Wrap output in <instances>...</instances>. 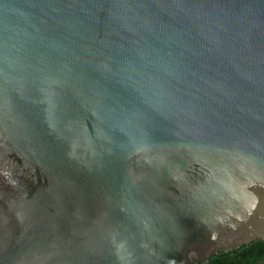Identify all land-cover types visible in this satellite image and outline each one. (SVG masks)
<instances>
[{"label": "water", "instance_id": "95a60500", "mask_svg": "<svg viewBox=\"0 0 264 264\" xmlns=\"http://www.w3.org/2000/svg\"><path fill=\"white\" fill-rule=\"evenodd\" d=\"M260 241L264 0H0V264Z\"/></svg>", "mask_w": 264, "mask_h": 264}, {"label": "trees", "instance_id": "16d2710c", "mask_svg": "<svg viewBox=\"0 0 264 264\" xmlns=\"http://www.w3.org/2000/svg\"><path fill=\"white\" fill-rule=\"evenodd\" d=\"M212 264H264V241L257 242Z\"/></svg>", "mask_w": 264, "mask_h": 264}]
</instances>
